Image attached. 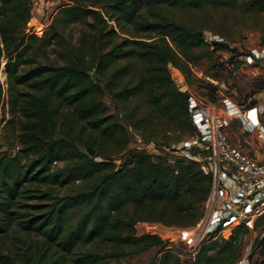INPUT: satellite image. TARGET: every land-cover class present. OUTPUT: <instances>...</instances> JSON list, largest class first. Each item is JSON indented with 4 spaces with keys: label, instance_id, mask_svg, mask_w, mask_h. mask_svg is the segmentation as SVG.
<instances>
[{
    "label": "trees",
    "instance_id": "16d2710c",
    "mask_svg": "<svg viewBox=\"0 0 264 264\" xmlns=\"http://www.w3.org/2000/svg\"><path fill=\"white\" fill-rule=\"evenodd\" d=\"M60 1L39 37L25 29L32 0H0L3 130L19 145L15 154L0 150V264H121L150 249L151 264H188L170 240L137 225L194 226L213 177L182 151L132 148V132L175 151L196 135L192 93L177 86L169 64L214 103L217 87L194 66L206 61L218 77L216 52L230 47V35L210 20L240 7L258 20L264 0ZM206 30L225 41L207 43ZM256 31L264 43V24ZM3 96L0 81V108ZM258 228L249 262L264 264V213L228 238L210 234L191 264H236Z\"/></svg>",
    "mask_w": 264,
    "mask_h": 264
},
{
    "label": "built area",
    "instance_id": "2783aa9c",
    "mask_svg": "<svg viewBox=\"0 0 264 264\" xmlns=\"http://www.w3.org/2000/svg\"><path fill=\"white\" fill-rule=\"evenodd\" d=\"M43 9L40 0H32L31 17L25 28L28 34L43 36L50 23L42 20L40 13ZM203 39L209 44L225 41L210 30L204 31ZM252 52L261 60L260 64H264V48ZM245 57L256 65L253 56L246 53ZM190 107L197 132L177 148L190 159L200 162L204 172L213 177L201 219L194 226L178 229V240L194 256L210 234H219L229 228L232 232L239 224L253 225L264 213V120L261 117L264 107L242 110L226 98L222 108L217 110L193 95ZM235 121H239L246 132H256L263 148L260 155L253 156L231 141L228 130ZM193 148L198 150L197 154L191 151ZM236 264L250 262L244 255Z\"/></svg>",
    "mask_w": 264,
    "mask_h": 264
},
{
    "label": "rangeland",
    "instance_id": "374dc122",
    "mask_svg": "<svg viewBox=\"0 0 264 264\" xmlns=\"http://www.w3.org/2000/svg\"><path fill=\"white\" fill-rule=\"evenodd\" d=\"M44 5L41 12L42 20L49 23L52 16L55 15L58 6L61 4L60 0H40ZM36 13L38 11H35ZM211 19V23L218 29L224 30L230 37L226 36L229 42V48H224L216 52L218 63L220 64L221 71L218 77H213V72L209 73L208 63L202 61L194 66L196 75L202 78L207 83L217 87L216 101L211 102V93L205 95L206 89L198 87L197 85L190 86L184 74V83L182 84L174 76L171 64H169V71L177 86L185 91L189 90L194 97L204 100L212 104L217 110L222 108L224 100L231 99L234 103L238 104L242 110H250L254 107H264V64L258 66L249 62L245 57L248 51L264 48V43L259 31L256 28L264 24V17L256 20L252 14L244 7L237 8L232 11H226L217 14ZM80 28V27H79ZM78 32V28L74 29V33ZM232 48H237V52H233ZM234 54H237L235 57ZM6 59L2 60L0 68V81L4 85V96L0 108V150L9 154H15L18 151V143L13 139L11 133L3 130L4 119L9 115L8 105V84L7 72L5 69ZM107 102L112 111L115 110L113 103L107 99ZM264 120V112L262 114ZM132 148H140L149 153L162 154L165 156H174L175 154H183L179 150L175 151V145L170 147L156 146L144 142L136 132H132ZM228 135L231 141L239 145L245 151L253 156H258L263 152L262 144L258 135L255 133L246 132L239 121H235L231 129L228 130ZM190 137L185 136V140ZM178 151V152H177ZM180 227H168L160 223L141 222L137 225L139 233L152 232L158 233L162 238L171 241L170 247L187 261L188 264L192 262V253L185 247L184 243L178 240V229ZM262 231L261 228L251 230L244 239V255L250 256L253 248V243L258 234ZM231 234V229H225L219 233L216 238L225 239ZM154 257V249H150L140 255L124 259L121 264H151ZM254 258H258L255 254Z\"/></svg>",
    "mask_w": 264,
    "mask_h": 264
},
{
    "label": "water",
    "instance_id": "95a60500",
    "mask_svg": "<svg viewBox=\"0 0 264 264\" xmlns=\"http://www.w3.org/2000/svg\"><path fill=\"white\" fill-rule=\"evenodd\" d=\"M247 54H248V55H251V56H253V57L255 58L256 65H259V64H260V61H261V60H260L258 57H256L255 54H254L252 51H248ZM91 77H92L94 80H96V78H97V71H96V69H94V70L92 71V73H91ZM89 153H90L91 155H93V154H94V150H93L92 148H89Z\"/></svg>",
    "mask_w": 264,
    "mask_h": 264
},
{
    "label": "bare ground",
    "instance_id": "6f19581e",
    "mask_svg": "<svg viewBox=\"0 0 264 264\" xmlns=\"http://www.w3.org/2000/svg\"><path fill=\"white\" fill-rule=\"evenodd\" d=\"M171 67H172V70H173L174 76L177 78V80H178L179 82H181L182 84H185V83H184V79H183V75L181 74L180 70L177 69L176 67H174L172 64H171Z\"/></svg>",
    "mask_w": 264,
    "mask_h": 264
}]
</instances>
